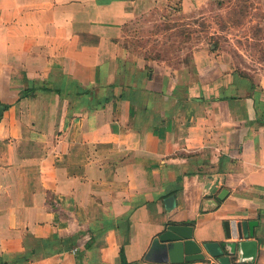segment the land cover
<instances>
[{
    "label": "crops",
    "instance_id": "obj_1",
    "mask_svg": "<svg viewBox=\"0 0 264 264\" xmlns=\"http://www.w3.org/2000/svg\"><path fill=\"white\" fill-rule=\"evenodd\" d=\"M235 2L0 0V264H175L145 258L169 225L224 247L226 221L258 223L264 264V63L129 43L141 15L197 27Z\"/></svg>",
    "mask_w": 264,
    "mask_h": 264
},
{
    "label": "rangeland",
    "instance_id": "obj_2",
    "mask_svg": "<svg viewBox=\"0 0 264 264\" xmlns=\"http://www.w3.org/2000/svg\"><path fill=\"white\" fill-rule=\"evenodd\" d=\"M252 8L251 0H238L227 6L229 10L224 13L225 17L213 12L204 19L198 18L196 22L200 24L197 27L193 23L186 27L178 19L180 16H175L168 29L157 26L155 20L151 22L152 18L144 14L134 20L129 43L131 48H141L148 60H168L169 63L182 67L190 64L194 45L192 37L205 36L208 38L209 48H219L218 51L229 59L244 55L252 64L264 63V13ZM205 20L215 22L217 29L209 27ZM163 30L167 33V39L159 36ZM217 30L220 31L219 35H209Z\"/></svg>",
    "mask_w": 264,
    "mask_h": 264
},
{
    "label": "water",
    "instance_id": "obj_3",
    "mask_svg": "<svg viewBox=\"0 0 264 264\" xmlns=\"http://www.w3.org/2000/svg\"><path fill=\"white\" fill-rule=\"evenodd\" d=\"M215 193L216 185L209 187ZM227 195L222 190L219 198ZM256 221H226L227 238L238 242H227L224 247L218 243L197 244L193 240V227L188 225H169L152 243L145 258L155 263H183L205 259L204 252L217 259V264H253L256 260L258 243L254 237Z\"/></svg>",
    "mask_w": 264,
    "mask_h": 264
},
{
    "label": "trees",
    "instance_id": "obj_4",
    "mask_svg": "<svg viewBox=\"0 0 264 264\" xmlns=\"http://www.w3.org/2000/svg\"><path fill=\"white\" fill-rule=\"evenodd\" d=\"M122 254H123V253H122ZM122 260H123L124 263H126V262L124 261L123 257H122Z\"/></svg>",
    "mask_w": 264,
    "mask_h": 264
}]
</instances>
